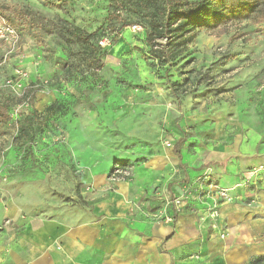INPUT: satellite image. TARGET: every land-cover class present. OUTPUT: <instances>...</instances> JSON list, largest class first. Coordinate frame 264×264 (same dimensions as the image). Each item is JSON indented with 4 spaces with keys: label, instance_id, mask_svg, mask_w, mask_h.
Masks as SVG:
<instances>
[{
    "label": "rangeland",
    "instance_id": "obj_1",
    "mask_svg": "<svg viewBox=\"0 0 264 264\" xmlns=\"http://www.w3.org/2000/svg\"><path fill=\"white\" fill-rule=\"evenodd\" d=\"M162 2L0 0V104L9 115L0 122V193L36 178L50 197L79 201L97 191L92 173L131 180L167 152L175 179L187 176L177 196L204 192L216 212L227 198L218 191L229 195L211 170L228 156L218 150L237 142L246 155L248 131L264 130L263 25L202 29L161 66L144 37ZM66 26L90 35L68 39ZM247 177L245 189L260 179Z\"/></svg>",
    "mask_w": 264,
    "mask_h": 264
},
{
    "label": "crops",
    "instance_id": "obj_2",
    "mask_svg": "<svg viewBox=\"0 0 264 264\" xmlns=\"http://www.w3.org/2000/svg\"><path fill=\"white\" fill-rule=\"evenodd\" d=\"M245 147L246 155L237 142L218 150L228 156L211 170L229 195L216 212L205 196L191 197L167 209L169 221L155 215L187 176L175 179L167 152L137 166L131 180L92 173L97 191L79 201L50 197L41 179L14 181L0 193V264H264V176L239 186L264 164V130H249Z\"/></svg>",
    "mask_w": 264,
    "mask_h": 264
},
{
    "label": "trees",
    "instance_id": "obj_3",
    "mask_svg": "<svg viewBox=\"0 0 264 264\" xmlns=\"http://www.w3.org/2000/svg\"><path fill=\"white\" fill-rule=\"evenodd\" d=\"M150 17L144 37L146 53L161 66L174 65L199 31L218 23L247 19L263 25L256 29L264 34V0H163ZM65 33L68 39L76 37L84 42L90 35L76 26H66ZM8 119L7 106L0 104V122Z\"/></svg>",
    "mask_w": 264,
    "mask_h": 264
},
{
    "label": "built area",
    "instance_id": "obj_4",
    "mask_svg": "<svg viewBox=\"0 0 264 264\" xmlns=\"http://www.w3.org/2000/svg\"><path fill=\"white\" fill-rule=\"evenodd\" d=\"M137 28L136 25L133 26V29ZM259 174H262L264 175V165H260V166H256L254 168H252L249 173H248V177L247 179H250V178H255L254 176H258ZM210 188H215L216 187L210 183L209 186ZM219 190V189H217ZM218 193H220L223 197H227L226 193H227V189H220L218 191ZM206 193L204 192H198L197 193V196L198 197H204ZM189 195L188 196H175L173 197L172 199H169V200H164L163 201V209L162 211H160L159 213H157L155 216L157 219H161L162 217H164L165 219H171V217L166 214L165 212L167 211V209L169 207H172L175 211H179L183 206H187L188 203H189V199H188Z\"/></svg>",
    "mask_w": 264,
    "mask_h": 264
}]
</instances>
